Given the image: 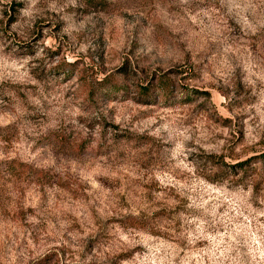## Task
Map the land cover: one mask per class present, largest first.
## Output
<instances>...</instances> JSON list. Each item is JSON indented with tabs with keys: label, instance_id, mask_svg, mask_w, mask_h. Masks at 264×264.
<instances>
[{
	"label": "rangeland",
	"instance_id": "obj_1",
	"mask_svg": "<svg viewBox=\"0 0 264 264\" xmlns=\"http://www.w3.org/2000/svg\"><path fill=\"white\" fill-rule=\"evenodd\" d=\"M255 156L264 0H0V264H264Z\"/></svg>",
	"mask_w": 264,
	"mask_h": 264
},
{
	"label": "trees",
	"instance_id": "obj_2",
	"mask_svg": "<svg viewBox=\"0 0 264 264\" xmlns=\"http://www.w3.org/2000/svg\"><path fill=\"white\" fill-rule=\"evenodd\" d=\"M261 160L264 161V157L263 156H255V157H252V158H250L248 160H245V161H242V162L238 163L237 168L240 171H243L244 173H247L250 170L251 171L254 170V167L257 164V162H260Z\"/></svg>",
	"mask_w": 264,
	"mask_h": 264
}]
</instances>
